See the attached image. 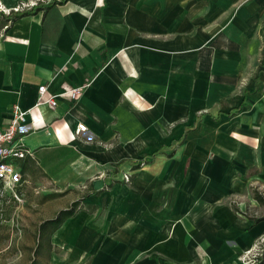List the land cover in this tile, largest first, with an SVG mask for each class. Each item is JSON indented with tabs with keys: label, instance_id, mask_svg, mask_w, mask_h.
<instances>
[{
	"label": "crops",
	"instance_id": "1",
	"mask_svg": "<svg viewBox=\"0 0 264 264\" xmlns=\"http://www.w3.org/2000/svg\"><path fill=\"white\" fill-rule=\"evenodd\" d=\"M52 2L46 8L50 0H0L8 10L38 4L0 28V130L12 104L29 110L17 139L30 153L14 162L22 176L15 190L28 203L56 193V185L88 183L71 203L81 199L90 209L82 205L53 233L57 262L49 264L76 263L83 251L91 257L84 264H117L108 250L121 242L103 233L105 220L92 221V199L110 178L133 187L123 194L129 200L122 211L106 215L117 220L113 230L132 217L134 249L156 253L137 264H243V254L264 236V216L254 222L237 215L225 194L248 190L254 180L264 187V0ZM40 85L46 97L56 96L54 107L34 105ZM83 85L77 99L66 94ZM201 111L190 137L205 138L215 126L212 162L189 142L183 151L195 155L190 163L135 161L178 137L185 127L179 124ZM80 123L86 130L77 133ZM41 222L27 231L36 235ZM62 246H72L67 258L54 253Z\"/></svg>",
	"mask_w": 264,
	"mask_h": 264
},
{
	"label": "rangeland",
	"instance_id": "2",
	"mask_svg": "<svg viewBox=\"0 0 264 264\" xmlns=\"http://www.w3.org/2000/svg\"><path fill=\"white\" fill-rule=\"evenodd\" d=\"M264 46V42L260 44V50ZM258 47V53H259ZM264 65V64H263ZM264 70V66L261 69ZM246 85L245 79L240 80L238 84V90L243 89ZM205 111H201L198 113V116L193 121H189L188 123L179 124L185 126L183 131L179 132L180 135L173 139H163L160 144H157L156 148L154 145L148 148V153L145 155H141L140 158L135 159V161H143L148 165H154L156 163H184L186 161V157H188L189 163L195 157V155L190 154L186 156V152L183 151V148L187 146L188 142L192 144V146L196 145L200 148V150L204 153L202 156V160L205 162H212L215 157L218 156V153L215 152L214 143L212 137L216 134L217 129H214L215 126L208 128V132L205 138L202 139H193L190 137V132L196 131L197 128L203 121L202 114ZM229 120V119H228ZM178 126L177 123L172 124L170 128H175ZM229 126L227 123L226 127ZM179 127V128H180ZM178 128V130H179ZM169 129V127H168ZM193 139V140H192ZM187 142V144H186ZM131 143V142H130ZM184 153V154H182ZM130 160V159H129ZM130 163V162H129ZM128 163V164H129ZM145 164V165H146ZM264 171V167L262 168ZM132 171H128L130 174ZM161 172V171H160ZM155 173H157L155 171ZM258 173L257 170L250 171L246 176L256 175ZM129 174H127L129 176ZM99 174H97L98 176ZM107 175V174H106ZM96 175L90 177V180H94ZM109 177V174L106 176ZM130 179V178H129ZM129 181V180H128ZM127 182V181H126ZM129 183V182H128ZM88 183H80L71 186H60L56 185V193L51 191L50 194L40 195V199L34 200L30 199L28 203H26L25 197H23L20 192L14 189L16 195L19 197L17 200L11 191V189L4 187L1 184L0 187V264H20L28 260V256L30 255V259L33 257V251H30L26 244H30V247H33L37 243V234L34 235L29 233L27 230H32V228H36L37 224L40 221H43L45 217L54 215L61 208L68 207L71 204V201L77 197H82L87 191ZM249 190V192H248ZM246 189L235 192L228 191L225 196L228 197V205L235 208V213L237 215L242 216H252L254 218L264 216V187L261 185L259 180H254L252 184ZM103 194L101 196L95 197L92 199V202H95L97 206L95 209L97 212L94 214L97 218H93V222L96 221L98 225L104 222L105 220V229L102 226L103 233H106L107 238L111 240H117L121 242L120 248L118 250H108L110 253H115L117 255V264H137L139 260L145 259L148 257L154 256L155 252H143L136 251L134 248H137L136 240L133 239L134 236V225L133 219L125 220V226L119 228L118 230H113V228H117L116 219L112 218L110 220L107 219L108 212L109 216H113L114 213L117 214L115 209L117 208L118 212L122 211V207L124 203L129 199L127 197H123L124 193L133 194V187L126 183H123L119 179L113 180L112 178L108 179V181L104 184V188L102 190ZM47 192V191H46ZM258 194L262 197V203H259L255 199V195ZM50 196V197H47ZM83 198V197H82ZM122 198V202L119 203V200ZM81 202L82 200L79 199ZM95 204V205H96ZM84 205L85 208H89V205L80 204L81 207ZM128 205H131L129 203ZM90 209V208H89ZM109 209V211H108ZM127 215V214H125ZM108 221V225L106 222ZM112 228V230H111ZM162 229V228H161ZM52 238V236H51ZM50 238V241H51ZM56 240V236L54 237ZM53 242V239H52ZM135 244V245H134ZM264 244V243H263ZM114 245V244H113ZM44 246V245H43ZM72 247V246H71ZM71 247L62 246L59 250L55 249V255L66 256L71 252ZM52 253V252H51ZM49 253V257L47 256L46 246L39 252L38 259L40 262L44 264H49L51 258L56 260L57 258L51 256ZM87 252L83 251L82 258L78 259L76 263L73 264H84V262H90L91 257L89 256L86 259ZM21 254V256H19ZM108 254V253H106ZM105 255L103 260H105ZM161 255H158V258H161ZM107 258V257H106ZM152 259V257L150 258Z\"/></svg>",
	"mask_w": 264,
	"mask_h": 264
},
{
	"label": "built area",
	"instance_id": "3",
	"mask_svg": "<svg viewBox=\"0 0 264 264\" xmlns=\"http://www.w3.org/2000/svg\"><path fill=\"white\" fill-rule=\"evenodd\" d=\"M52 2V0H50ZM46 2L45 4H47ZM37 3H20L16 5L13 9L8 10L0 5V13L8 16L11 13H21L24 9L34 8ZM86 85L80 86L78 88H71L66 91V94L70 96L71 99H77L82 89ZM46 86L40 85L37 88V97L35 106L40 104H48L52 107L56 105V96H45ZM29 110H22L17 104H12L8 109L9 120L5 129L0 130V182L4 187L11 189L13 196L19 200L14 189L20 183L21 173L14 163L15 160L22 159L30 152L24 147V145L17 139V133L20 125L24 124L27 120V114ZM86 126L82 123L77 125V133L84 132ZM125 181L129 180L127 174L123 175ZM264 243V236L248 249L242 256L243 264H258L259 256L261 255V245Z\"/></svg>",
	"mask_w": 264,
	"mask_h": 264
},
{
	"label": "trees",
	"instance_id": "4",
	"mask_svg": "<svg viewBox=\"0 0 264 264\" xmlns=\"http://www.w3.org/2000/svg\"><path fill=\"white\" fill-rule=\"evenodd\" d=\"M56 3V2H55ZM54 2H51L46 8L50 7ZM38 11V8L34 9V12ZM29 12H21V13H11L10 15L6 16L2 13H0V28L4 27L10 22L15 21L16 19L20 18L23 15L28 14ZM140 163L136 164V168L139 167ZM23 169H21V172ZM22 177V176H21ZM1 187V183H0ZM50 197V196H47ZM255 199L262 203V197L258 194L255 195ZM81 202L79 200L73 201L68 207L59 210L53 218L47 219L42 221L38 226V232H37V243L36 247L33 250V257L29 264H44L39 261L38 256L41 249L46 246L47 250V256L49 257V253L51 252L52 245L50 238L53 235V233L62 225V223L67 220L68 218H71L75 215V213L81 209L80 206ZM262 218L254 219V222L260 221ZM44 245V246H43Z\"/></svg>",
	"mask_w": 264,
	"mask_h": 264
}]
</instances>
